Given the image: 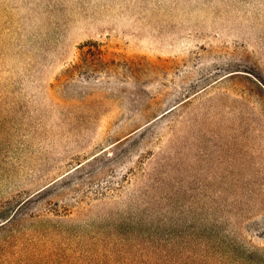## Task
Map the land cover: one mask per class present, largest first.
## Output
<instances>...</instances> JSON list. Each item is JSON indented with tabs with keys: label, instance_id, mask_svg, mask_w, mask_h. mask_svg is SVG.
I'll use <instances>...</instances> for the list:
<instances>
[{
	"label": "rangeland",
	"instance_id": "1",
	"mask_svg": "<svg viewBox=\"0 0 264 264\" xmlns=\"http://www.w3.org/2000/svg\"><path fill=\"white\" fill-rule=\"evenodd\" d=\"M153 251L264 264V0H0V264Z\"/></svg>",
	"mask_w": 264,
	"mask_h": 264
},
{
	"label": "trees",
	"instance_id": "2",
	"mask_svg": "<svg viewBox=\"0 0 264 264\" xmlns=\"http://www.w3.org/2000/svg\"><path fill=\"white\" fill-rule=\"evenodd\" d=\"M171 110H173V109H171ZM171 110H169V111H171ZM13 217H11V218H9L8 220H7V222H9L11 219H12ZM215 252L216 253H220V254H222L221 252H220V249H215ZM154 251H153V254H151L150 255V257H148V258H146L145 260H141L139 263L138 262H134V264H158V262H159V256H157V255H154ZM214 254L213 253H211V254H207V253H203V258L204 259H211V258H213L214 256H213ZM224 255V254H223ZM153 257H156L155 259H153ZM222 257H225V256H222ZM159 258V259H158ZM158 259V260H157ZM166 259V258H165ZM216 261V263L218 264H223L226 260H215ZM164 264H176V262L173 260V258H171L170 256H168L167 257V261L164 263Z\"/></svg>",
	"mask_w": 264,
	"mask_h": 264
}]
</instances>
